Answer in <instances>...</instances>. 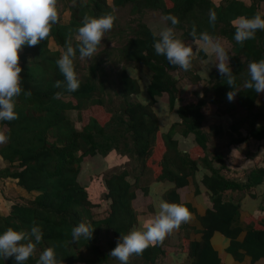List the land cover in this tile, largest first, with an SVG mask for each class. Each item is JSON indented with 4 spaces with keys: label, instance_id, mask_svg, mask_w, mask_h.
<instances>
[{
    "label": "trees",
    "instance_id": "obj_1",
    "mask_svg": "<svg viewBox=\"0 0 264 264\" xmlns=\"http://www.w3.org/2000/svg\"><path fill=\"white\" fill-rule=\"evenodd\" d=\"M128 7L131 16L142 17L147 11L158 12L162 17L176 16L180 21L176 37L186 44H193L190 36L193 25L198 34L208 31L227 41L231 45L229 66L236 77L234 102H228L226 94L233 89L222 80L217 70L207 79L195 70L197 59L208 60L207 54L203 51L196 53L189 71L173 67L166 57L156 54L154 31L141 19H135L132 36L120 48L121 68L113 73L118 83L120 120L108 110L107 101L102 96H95L91 82L80 77L82 60L78 52L74 66L80 81L79 89L69 93L55 88L53 85L57 80H64L56 61L65 51L66 38L70 34L73 46L77 44L75 30L82 26L84 15L98 18L111 14L116 23L117 9ZM210 9L217 13L214 28L209 24ZM57 10L59 22L52 26L49 37L34 47L25 45L20 53L21 86L24 92L30 90L32 95L25 97L22 92L16 98L17 119L0 121V133L6 137L0 157L8 164L0 169V178L17 180V185L27 193H38L30 201L12 203L10 213L0 215V234L9 227L17 231L30 230L34 223L42 228L43 241L26 264H36L40 253L47 247L55 249L63 264L111 263L114 258L109 253L117 246L118 238L128 234L138 222L139 214L133 202L140 188L139 181L131 183L126 169L109 171L104 178L107 190L104 197L110 202V208L105 217L99 218L97 209L101 205L91 200L87 187L80 183L79 178L88 157L107 156L113 148L121 154V147H128L129 154L139 158L144 169L153 171L157 182L175 183L176 188L168 194L170 203L182 204L177 190L188 186L189 178L194 177L200 167L211 170V175L203 179L213 204L201 219L203 240L199 243L184 240L182 243V250L194 258V264L220 262L211 245L216 232L232 240L229 252L237 258L242 256L238 254L239 250L255 258L264 256V218L251 221L252 229L247 239L238 243L236 240L242 228L236 227L235 223L241 206L239 202L226 199L230 192L250 191L264 182V169H253L245 183L229 179L221 172L225 168L222 158L217 159L222 162L221 169H214L212 163L216 160H210L208 156L211 136L204 126L207 121L204 110L210 105L225 114L234 115L243 109L251 116L262 98V94L244 88L243 84L249 79L247 65L264 59V31H257L256 38L246 41L241 47L234 40L235 28L231 21L240 16L251 18L257 12L264 14V0H224L220 5L212 0H112V5L108 0H57ZM66 12L70 13L68 23L63 22ZM50 40H54L60 50L53 51ZM102 48L103 43L96 54L103 52ZM128 66H134L135 71L143 67L148 72L147 102L135 100L142 94V83L129 72ZM140 77L142 79L143 75ZM183 77L189 78L193 84L206 80L212 99L207 101L199 92H190L195 100L185 102L187 97H183L185 103L179 104L182 90L184 94L188 92L187 87H182ZM57 92L62 93L61 97L53 99ZM165 95L168 96L169 110L177 114V120L163 131L156 106L159 98ZM70 112L78 114L82 127H77L69 116ZM118 130L121 134L115 135ZM120 136L121 142L118 140ZM190 136L195 137L194 146L186 142ZM100 139L104 140L103 145ZM111 141H115L113 148ZM250 141L264 145V122H253L247 134L234 137L230 144L235 146ZM182 205L192 212L189 204ZM80 222L95 229L93 239L74 243L71 229ZM106 233L115 238V241L109 240L108 252L103 244ZM164 246V243L150 246L137 257L148 264H155L159 257L167 256ZM212 258H215L214 263H210ZM0 264H15L14 258L0 259Z\"/></svg>",
    "mask_w": 264,
    "mask_h": 264
},
{
    "label": "clouds",
    "instance_id": "obj_2",
    "mask_svg": "<svg viewBox=\"0 0 264 264\" xmlns=\"http://www.w3.org/2000/svg\"><path fill=\"white\" fill-rule=\"evenodd\" d=\"M209 24L214 28L217 13L210 9ZM163 21L170 26L163 27L159 32H153L154 50L157 55L166 57L168 63L183 71L192 68L194 56L193 47L176 37V27L179 19L174 15H166ZM115 17L111 14L100 17L84 15L82 26L75 30L77 44L73 46L71 34L66 38L65 51L56 61L57 67L64 77L53 85L57 89H64L72 93L79 89L80 81L75 71L74 61L79 53V59H91L101 46L105 33L112 30ZM59 22L57 0H0V121H13L18 118L15 111L16 98L21 93L25 97L32 95L31 91L24 92L21 86L20 51L27 45L34 47L46 40L51 28ZM235 28L234 40L241 47L248 40L256 38L257 31H264V14L257 12L253 17H237L231 21ZM193 43L199 45L196 52L214 56L218 73L223 81L233 89L226 94L228 102H234L237 92L236 77L229 66L230 57L219 37L208 31H196L192 26L190 32ZM202 63L207 64L204 60ZM249 79L243 84L246 89L254 90L258 95L264 94V59L250 62L247 65ZM62 93L57 92L53 99H59ZM6 142V137L0 133V144ZM190 220V211L182 204L169 203L159 199L155 215L143 223L140 229H133L126 235H121L117 246L111 250L109 256L119 264H129L133 256H141L151 247L162 245L167 236L178 230L182 224ZM95 229L90 224L80 222L72 227V242L81 239H93ZM42 228L35 223L30 230L17 231L9 227L0 234V259L14 258L15 264H26L36 253L37 245L43 241ZM36 264H63L57 258L53 247L45 248L39 255Z\"/></svg>",
    "mask_w": 264,
    "mask_h": 264
},
{
    "label": "crops",
    "instance_id": "obj_3",
    "mask_svg": "<svg viewBox=\"0 0 264 264\" xmlns=\"http://www.w3.org/2000/svg\"><path fill=\"white\" fill-rule=\"evenodd\" d=\"M212 1L216 5H220L224 0ZM244 1L248 2V0ZM69 19L70 18L63 19V22L68 23ZM50 48L53 51L60 50L54 40H50ZM208 57H210V55H208ZM189 92L197 93L196 91H192L191 89H189L187 93ZM199 94L200 96H202L201 93ZM135 100H137V98H135ZM166 101L168 103L167 99ZM166 110L168 112L163 117L167 122L165 123L166 127H162L163 131L168 130V128L170 127L169 125L173 123L171 122V116H169V113L171 112L168 106L166 107ZM186 142L189 143L190 146H194L195 137L190 136L189 138H187ZM5 144L6 142L0 144V149ZM129 153L130 150H128V147H121V154H119V152H117L113 148L110 150L107 156L98 154L95 157H88L86 160H90L91 158H102L104 163L105 160H107L106 162L108 163V168L113 167L112 169L121 168V170H128L129 181L131 183L134 184L139 181L140 188L136 191L137 198L133 202V206L137 210L139 216L138 222L133 227V229H140L143 223L154 217L156 205L159 199H163L169 202L168 194L176 188V185L175 183L170 181L157 182L154 178L153 171L151 169H144L143 162L136 156ZM208 156L210 160H216L214 164L212 163V167L214 169H221L222 162L217 159L222 158L225 168L221 170V172L227 178L237 180L240 183H245L247 181L248 175L253 169H264V153H208ZM120 162L121 164H119ZM7 166L8 164L0 157V169H3ZM206 175H211V170L208 168L200 167V170L197 172V174L194 177L189 178V185L177 190L181 203L189 204L192 208V212L190 213V220L187 223L182 224L178 230L174 231L166 237L163 243L165 244L164 249L168 254L165 257H159L155 264H194V258L182 250V243L184 242V240L193 243H199L203 240L204 227L201 219L205 217L207 212L213 207L211 201V193L203 184V179ZM1 185L6 186L8 190H11V193L17 195L20 198L8 202L0 197V215H8L10 213L11 204L22 201V198H24L25 195L29 193L19 187L17 185V180L14 179L0 178V186ZM145 190H148L147 194L145 193ZM226 199L240 203V213L235 226L242 228V231L236 240V242L242 243L245 241V239H247L248 233L252 229V223L250 222L254 220L259 221L261 218H264V182H262L257 187L252 188L250 191L230 192L226 195ZM113 241H115L114 236ZM231 241V239L227 238L220 232H216L211 238L212 250L218 254L220 259V262L217 264H264V256L255 258L252 255L247 254L244 250L238 251V254L242 256L240 259L237 258L236 255H233L229 252ZM114 262H116V260H111L112 264H114ZM214 262L215 258H212L210 260V263ZM129 264L148 263H146L140 257L133 256L130 258Z\"/></svg>",
    "mask_w": 264,
    "mask_h": 264
},
{
    "label": "rangeland",
    "instance_id": "obj_4",
    "mask_svg": "<svg viewBox=\"0 0 264 264\" xmlns=\"http://www.w3.org/2000/svg\"><path fill=\"white\" fill-rule=\"evenodd\" d=\"M108 3L112 5V0H108ZM129 8L130 7L117 9L118 20L116 23H114L112 30L105 33L102 41L103 52L96 54L91 59H85L81 63L82 70L80 77L86 82H91V85H93L95 88V96H102L107 101L108 110L112 111V113L116 117H118L117 120H120L121 117L119 112L120 98L117 94L118 83H116V79L113 73L118 67L121 68V60L119 59L120 48L132 36V32L135 26V19H141L142 21L146 22L154 32H159L161 28L167 26V24L162 19L163 17L158 12L147 11L142 17L131 16ZM66 18H70L69 12H66L64 14V19ZM220 42L224 46L226 52H230L231 45L223 39H220ZM190 45L193 47L194 56L196 58V50L197 48H199V45H196L195 43ZM208 59L209 60H207V64L202 63V60L199 59H197L195 63V70L199 71V74L203 79H207V77L209 78L210 74L217 70L214 66V64L216 63L215 57L210 56L208 57ZM127 69L142 83L143 92L137 98V101L147 102L148 94L146 83H148V81L146 73L148 72L144 70L143 67H140V69H138V71L136 72H134V66H128ZM93 70L94 74L92 73ZM137 72L143 75L142 79L140 77V74ZM205 82L206 80L199 84H193L190 82L189 78L183 77L181 84L182 87L185 86L188 90L191 89L192 91L194 90L197 93H201L202 96L207 99V101H210L213 96L210 91V87H208ZM182 91H184V89ZM184 93L185 92H182L181 94V99L178 102L179 104L195 100V98H193V95L191 96L190 92L187 94ZM183 97H187L185 102L183 101ZM166 99L168 100L167 95L159 98V103L156 106V112L159 116L160 123L163 128L166 127L165 123L167 122L163 117L168 112L166 110V107L168 106ZM204 111L207 116L205 129L211 136L210 153H264L263 143L250 141L235 146H232L230 144L234 137L247 134L250 125L253 122H264V94H262V98L258 101V105L254 110V114H252L251 116H249L250 114L243 109L237 110L234 115L225 114L223 111L218 110L216 106H209L208 108L206 107ZM69 116L76 123L78 128L82 127V124L78 121V114L76 112H70ZM169 116H171V122L177 120L176 113H169ZM216 131L218 132L215 133ZM119 134H121V130L115 132V135ZM118 140L121 142V136L118 137ZM102 141L104 140L100 139V144H102ZM114 142L115 141H111V144L113 145L112 148L115 146ZM106 161L107 160H105L104 163L102 158H91L90 160H86V162H84L83 164L82 175L79 179L80 183L87 187L91 200L95 201L94 203L101 205V207L97 209V215L99 218L105 217L110 208V202L106 201L104 197L105 193L107 192V190H105L106 187L104 178L105 175L109 173V171H112L113 167L108 168V163ZM119 164H121V162ZM37 195L38 193L26 194L25 197L22 198V201H30ZM0 197H2L4 200L6 198L10 201L19 198L17 195L11 193L10 189L8 190V188L3 185L0 186ZM112 239L113 236L111 234L106 233L104 235L105 243L103 244L106 252L109 251L108 243L109 240ZM114 264H119V262L116 260Z\"/></svg>",
    "mask_w": 264,
    "mask_h": 264
}]
</instances>
